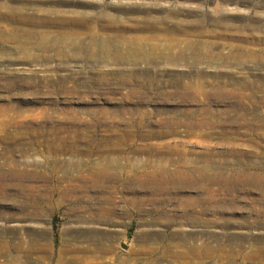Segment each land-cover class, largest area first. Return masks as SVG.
Instances as JSON below:
<instances>
[{"label":"rangeland","instance_id":"rangeland-1","mask_svg":"<svg viewBox=\"0 0 264 264\" xmlns=\"http://www.w3.org/2000/svg\"><path fill=\"white\" fill-rule=\"evenodd\" d=\"M22 71L0 264H264V0H0Z\"/></svg>","mask_w":264,"mask_h":264},{"label":"bare ground","instance_id":"bare-ground-1","mask_svg":"<svg viewBox=\"0 0 264 264\" xmlns=\"http://www.w3.org/2000/svg\"><path fill=\"white\" fill-rule=\"evenodd\" d=\"M159 22H163L161 19L160 20H156ZM116 49H110L107 45L101 46V51L103 52H109L112 54V51H115ZM132 52H134V56L132 55V58H130L131 63H136V62H145V61H150L152 59L155 58V56H152L150 53H147L145 51V48H133L131 49ZM113 55V54H112ZM113 59H118V56H116L114 54ZM120 59V58H119ZM171 59V58H170ZM172 60V59H171ZM35 75L32 74L30 71H22V72H17V73H9V74H0V79H5V80H15V81H19V82H32L35 80ZM7 251H12V247L17 248L18 250L20 245L16 244V243H10V242H6L5 243Z\"/></svg>","mask_w":264,"mask_h":264}]
</instances>
